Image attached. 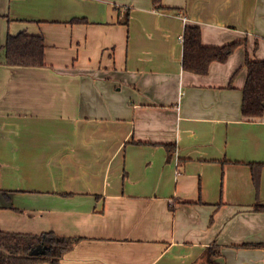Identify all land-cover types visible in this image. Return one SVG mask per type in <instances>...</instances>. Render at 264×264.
I'll list each match as a JSON object with an SVG mask.
<instances>
[{
  "label": "crops",
  "instance_id": "crops-1",
  "mask_svg": "<svg viewBox=\"0 0 264 264\" xmlns=\"http://www.w3.org/2000/svg\"><path fill=\"white\" fill-rule=\"evenodd\" d=\"M159 1L0 0V231L78 238L59 264H264V0ZM185 26L241 45L184 71ZM19 33L43 66L6 64Z\"/></svg>",
  "mask_w": 264,
  "mask_h": 264
},
{
  "label": "trees",
  "instance_id": "trees-1",
  "mask_svg": "<svg viewBox=\"0 0 264 264\" xmlns=\"http://www.w3.org/2000/svg\"><path fill=\"white\" fill-rule=\"evenodd\" d=\"M153 3L156 9L162 8L159 0H153ZM182 37V68L198 75H206L213 62L225 63L241 45L240 42H233L222 47L203 46L198 26H185ZM4 49L8 66L44 65L45 43L41 36L25 33L9 35ZM245 67L247 78L242 90L241 114L247 120H254L264 114V61H252L246 57ZM166 147L168 150L173 148ZM253 177L257 181L254 172ZM254 210L264 211V206L255 205ZM77 241L78 238L60 237L52 232L28 235L0 231V264H59ZM37 248L42 253H37ZM208 261L211 262L210 258Z\"/></svg>",
  "mask_w": 264,
  "mask_h": 264
},
{
  "label": "water",
  "instance_id": "water-1",
  "mask_svg": "<svg viewBox=\"0 0 264 264\" xmlns=\"http://www.w3.org/2000/svg\"><path fill=\"white\" fill-rule=\"evenodd\" d=\"M37 253H42V250H39V248L36 249Z\"/></svg>",
  "mask_w": 264,
  "mask_h": 264
},
{
  "label": "built area",
  "instance_id": "built-area-1",
  "mask_svg": "<svg viewBox=\"0 0 264 264\" xmlns=\"http://www.w3.org/2000/svg\"><path fill=\"white\" fill-rule=\"evenodd\" d=\"M183 38H181V42H182Z\"/></svg>",
  "mask_w": 264,
  "mask_h": 264
}]
</instances>
